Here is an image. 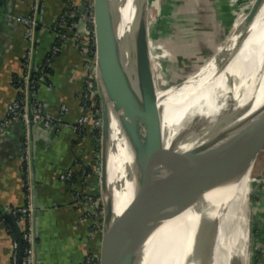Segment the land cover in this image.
Here are the masks:
<instances>
[{"label":"bare ground","instance_id":"6f19581e","mask_svg":"<svg viewBox=\"0 0 264 264\" xmlns=\"http://www.w3.org/2000/svg\"><path fill=\"white\" fill-rule=\"evenodd\" d=\"M133 1L106 0L111 12L107 20L113 35L108 47L109 59H112L121 36L125 42L129 41L134 12ZM263 3L264 0L261 1L256 14L254 8L244 24L240 37L232 36L235 44L232 47L228 46L230 44L227 41L230 54H238L235 60L228 58L222 63H216L212 58L194 82V86L189 90L187 83L179 94L173 91L172 95L166 96V89L170 85L167 75L170 65L168 56L166 57L165 53L157 54L155 44L151 43L149 38L153 21L150 15L158 10L157 7L148 9L145 25L137 36L135 45L133 48L130 46L126 48L127 75L118 80L133 96V102L127 118L114 80L111 90L115 97L117 153L111 158L109 169L112 178L114 159L116 182L121 176L128 180L129 200L127 201V188L123 191L120 187L118 193L121 202L126 203L125 206L132 202L124 218L129 219L131 223L124 224L123 220L122 225L126 229L121 228V225L120 228L125 256L133 264H198L186 251L192 237H198L199 243L213 264H248L247 219L242 218L241 223L230 230L227 227L229 218L235 212L234 209H242L248 200L250 171L238 179L228 181L227 186L221 185L211 190L195 180L194 188L201 189L200 196L190 202L186 211L162 223L156 215V210L149 203L152 196L149 183L154 181L159 184L157 170L151 158L152 149L147 150L148 166L147 170L143 171L140 166L141 157L144 158L143 150L138 148L133 152L136 154L134 160L132 155H127L123 142L132 117L142 107L150 84L154 87V94L161 98L165 112H170L176 102L184 101L187 104L176 119L165 120L161 135L164 150L172 148L177 150V154H173L170 159L171 175L175 181L169 209L171 212L178 211L177 196L183 192V185L187 184L184 181L191 176L184 178L180 176V171L182 173L180 163L185 157L197 158L202 162L211 157L212 163L216 166L212 167V164L205 163L194 176L198 179V176L209 175L210 181L217 184L227 179V172L234 160L240 156L250 160L257 156L258 141L264 135V94L261 88L252 92L248 90V85L242 87V80L264 73ZM189 91H192L190 97ZM124 164L126 167L123 171ZM219 177L222 179H217ZM135 205L139 207L137 220H133ZM136 225L140 230L138 236L134 235ZM136 246L139 247L135 251Z\"/></svg>","mask_w":264,"mask_h":264},{"label":"crops","instance_id":"0c3cea01","mask_svg":"<svg viewBox=\"0 0 264 264\" xmlns=\"http://www.w3.org/2000/svg\"><path fill=\"white\" fill-rule=\"evenodd\" d=\"M88 1L42 0L39 8V0H0L1 117L22 95L17 83L25 74L28 41L27 28L17 18H36L33 62L40 67L56 43L54 26L65 12L72 13L64 27L72 39L61 46L48 75L30 95V103H41L45 117L56 129L48 130L39 123L31 136L23 123L13 121L0 136V264H11L13 243L25 231L26 218L15 216L13 211L23 208L28 200L23 160L26 145L32 165L33 202L37 192L36 264H84L87 256L99 255L100 234L88 215V206L76 198L86 191L80 172L94 156L92 133L88 128L76 129L85 112L87 67L85 50L73 38L86 35ZM233 10L232 0H168L155 27V41L179 68H193L226 44L235 20ZM62 106L68 111L61 118ZM71 170L75 178L62 181L61 176ZM111 172L115 183L113 162ZM8 212L13 216L8 217ZM256 232L253 264H264V228Z\"/></svg>","mask_w":264,"mask_h":264},{"label":"water","instance_id":"95a60500","mask_svg":"<svg viewBox=\"0 0 264 264\" xmlns=\"http://www.w3.org/2000/svg\"><path fill=\"white\" fill-rule=\"evenodd\" d=\"M262 0H259L255 7V14L259 9V5ZM149 0H134V12L132 14V24H131V36L129 41L125 42L123 36L120 37L117 43L114 55L112 59H109V44L113 35L108 25L107 16L111 15L109 8L107 6L106 0H93L94 5V33L96 39V84L99 93V98L101 102V113H102V130H101V174H100V189L101 198L103 204V229L101 235V245H100V264H133L131 260L127 259L125 256V251L123 248V242L121 239V228H120V215L115 212V198L116 193L120 189L123 178H120L114 183L110 174V162L111 158L117 153V144L115 143L117 132V119L115 110V97L111 90V84L115 79H123L127 75L128 65H127V46L133 48L135 45V40L137 36L141 33L145 21L147 18ZM42 0H39V8H41ZM254 14V13H253ZM255 14L253 16H255ZM150 38V36H149ZM151 39V38H150ZM228 41V40H227ZM37 42L35 40L34 45V55L36 53ZM236 55H231L227 42L221 48V50L208 58L214 59L216 63H222L226 59L235 60ZM207 59V60H208ZM207 60L202 63V65L190 75V77L199 75L207 66ZM36 64L33 63L32 72L36 71ZM189 77V78H190ZM189 78L181 81L180 83L173 84L166 89V96L172 95L173 88L175 89L173 93L181 91L183 87L189 82ZM262 79L263 81L261 82ZM241 82V80H240ZM243 85H248V90L254 92L256 89L261 88L262 94H264V73L256 74L251 78H244L242 80ZM262 85V86H261ZM244 91L242 92V94ZM232 102V101H231ZM159 98L154 94V87L150 84L144 100L142 101L141 109L132 117V122L129 131L124 139L125 151L128 156L140 148L143 150L145 155H147L148 148L152 149V161L157 170V176L159 177V184L154 181L149 183L150 189L152 191V196L149 198V203L151 207L156 210V215L159 217L160 222L164 223L171 218L179 215L180 213L186 211L192 200L198 198L201 194V189L198 190L194 188L196 180L200 182L201 186H206L209 190L218 186L229 185L228 181L238 179L243 175H246L250 170L252 163L256 160L258 155L261 153L264 147V135L259 139L258 146L259 150L257 156L253 157L251 160L240 156L232 162L230 170L227 172V179L224 182L213 184L208 176H198V179L194 174L201 170V167L207 163L212 167L216 164L212 163L211 157L206 159L204 162L198 160L197 158L191 159L185 157L180 163L181 177H187L188 179L184 182L187 184L183 185L182 193L177 196V212H171V195L173 185L175 183L170 169V159L173 154H177L173 148L164 150L161 144V129L156 117L162 111L159 104ZM34 114L30 112V124L29 130L31 136L33 135V130L36 125L33 121ZM196 150H192L195 152ZM148 156V155H147ZM125 164L123 165V171L125 170ZM193 169V170H192ZM192 171V172H191ZM224 177V176H223ZM117 178V177H116ZM229 178V179H228ZM217 179H222L219 177ZM195 181V182H196ZM35 183V182H34ZM227 183V184H226ZM37 192L34 191V215H33V229H34V247H35V258L37 259V231H36V220L38 216V206L36 200ZM8 217H12L13 214L8 212L6 214ZM219 219L217 220V224ZM136 231L134 235H140V230L136 225ZM17 241L20 243L21 248H23L22 234L18 235ZM187 252L198 262V264H213L203 246L199 243L198 237H192V240L188 243ZM139 246H136L134 250L136 251ZM22 264V259L20 263Z\"/></svg>","mask_w":264,"mask_h":264},{"label":"built area","instance_id":"2783aa9c","mask_svg":"<svg viewBox=\"0 0 264 264\" xmlns=\"http://www.w3.org/2000/svg\"><path fill=\"white\" fill-rule=\"evenodd\" d=\"M235 0H232L234 6ZM87 20L85 22L86 35L74 36V41L79 44L86 54L87 73L85 76V88L83 94V102L85 112L77 123L76 129L84 131L87 128L92 133L94 143V156L91 164L83 166L80 172V179L86 191L77 194V201L85 203L88 206V215L93 218L95 222V230L102 235L103 229V204L100 189V174H101V130H102V113L101 102L96 84V39L94 33V5L93 0L88 1ZM72 16L71 12H65L54 26V31L57 34L56 43L52 46L45 61L40 67L36 68L35 73L33 69L34 45L36 36L37 21L35 16L18 17L17 21L22 23L26 28V39L28 41L27 53L24 58L25 74L20 80V87L22 89L21 97L10 104L7 108L6 115L0 116V136L3 135L8 126L13 122L23 123L29 130L30 112L34 114L33 121L36 124H43L48 130H55L56 125L53 121L45 117L44 106L41 103H30V95L33 94L38 86L39 80L48 75V71L52 65L54 58L60 53L61 46L71 40L67 31L64 29L67 20ZM152 43V42H151ZM36 75V76H34ZM68 111L66 106L60 109V116H64ZM99 133L97 135L96 133ZM25 167V182L27 190V204L19 209L13 211L15 216L21 214L28 222V229L22 235V244H28L26 248H21L18 241L13 243V253L11 257V264H19L22 259V264H36L35 247H34V229H33V181H32V165L30 160L29 147L26 145L25 155L23 157ZM75 178V173L71 170L61 176L62 181H72ZM84 264H100L99 255H90L84 261Z\"/></svg>","mask_w":264,"mask_h":264},{"label":"rangeland","instance_id":"374dc122","mask_svg":"<svg viewBox=\"0 0 264 264\" xmlns=\"http://www.w3.org/2000/svg\"><path fill=\"white\" fill-rule=\"evenodd\" d=\"M167 2H168V0H149L148 7L149 8L157 7V9L159 10V11L157 10L155 13H152L150 15V18L153 20L151 23L150 38H151V42H152V39H154L153 43L155 44L154 47L157 50V54L165 53V56L166 57L168 56V61H169L170 65H169V68L167 69V75H168V81H169V84H170L169 87H170L173 84L180 83L181 81L185 80L186 78H189L190 75H192L191 73L196 71L202 65L203 62H202V60H200L197 64H195L193 66V68L181 69V68H179V65H177V63L169 57V54L163 48H161L157 43H155L156 42L155 38H154L155 27L158 24L159 20L161 19L162 15L164 13V8H165ZM258 2H259V0H235L234 6H233L234 7L233 12H234V19H235L234 23L235 22L236 23L235 24L233 23V28H232L231 33H230L231 37L229 36V39H228L230 45H228V46L232 47L235 44L236 41H235V39L233 40V37L234 38L240 37V34L242 32V29L244 27L246 20L248 19V17L250 16L252 11L254 10L256 4H258ZM263 5H264V3H263ZM263 5H262V7H263ZM262 7H261V9H262ZM210 60H212V58L208 59L207 62H209ZM201 74H202V72L199 75H196V78L197 77L199 78ZM236 80H237V77L234 80L235 81L234 85L236 84ZM195 81H196L195 76L189 78V82H188L189 83V86H188L189 90L194 86ZM234 85H232V86H234ZM115 87H116L118 96H120V98H121L122 105H123L124 109H126L125 115L128 118V116L130 114L131 107H132L133 96L130 95V92L127 91V89L124 87V84H122L118 79H115ZM174 90L175 89L173 88V91ZM183 90L184 89H182L181 91H177L178 94L181 93ZM191 94H192V91H189L188 96L190 97ZM159 102H160L159 104L161 106L162 111H160V114H159V116L156 117V120L159 123L160 129H162L161 130V135H162L163 125H164L163 123H165V120H167L169 118L176 119V117H178L184 111V109L187 107V104L184 103V101H181L180 103L176 102V104H174V106L170 110V112H165L162 108L161 98H159ZM113 164H114V159H113ZM249 171H250L251 185H250V193H249L248 200L242 209H240V208L234 209L235 212L229 218L230 222L228 223L227 228H228V230H230L236 224L241 223L242 218L247 219V222H248L247 229L249 232V259H248V264H253L252 259H253V255H254V247L257 244V240L255 239V234L257 233L256 231L258 230L259 224L262 223L263 218H264V217L260 216L261 203H263V205H264V147H263L261 153L256 158V160L252 163V166H251ZM116 175H117V171L115 169V182H116ZM127 190H128V195H127V201H128L129 197H130L129 187H127ZM116 194H117V198H115V212H116V214L120 215V217H119L120 218V225L122 228L123 227L122 221L125 218V214H126L127 209L130 207V205H132V202L131 203L128 202V205L125 206L126 203L121 202L119 193L117 192ZM230 206H232V205L230 204ZM138 209H139V207L137 205H135V208H134L135 219H133V220H137L139 218ZM256 210H258V213H259L258 216L255 214ZM262 215H264V214H262ZM129 222H130L129 219L124 220V224H127V223L130 224L131 222L130 223ZM138 223H137V225H138ZM123 229L125 230L126 228L123 227Z\"/></svg>","mask_w":264,"mask_h":264},{"label":"trees","instance_id":"16d2710c","mask_svg":"<svg viewBox=\"0 0 264 264\" xmlns=\"http://www.w3.org/2000/svg\"><path fill=\"white\" fill-rule=\"evenodd\" d=\"M152 42H154V39H152ZM156 43V42H155ZM34 76H36V75H34ZM37 77V76H36ZM17 85L18 86H20V81H18V83H17ZM126 110V109H125ZM131 111V110H130ZM97 135H99V133L97 132L96 133ZM135 156H136V154H132V157L134 158V160H135ZM143 157L144 158H142L141 157V162H140V166H141V169L143 170V171H145V170H147V155H145V153H143ZM140 159V158H139ZM121 178H123V182H122V185H121V187H122V189H123V191L124 190H126V188L128 187V180L125 178V177H122L121 176ZM119 180H120V178H119ZM264 205H263V203H261V209H260V216L261 217H264V215H262V214H264V207H263ZM255 214L258 216V210H256V212H255ZM18 216V215H17ZM19 216H21L20 214H19ZM18 216V217H19ZM259 216V217H260ZM26 220V224H25V231H24V233L27 231V229H28V222H27V219H25ZM260 228H264V218H263V221H262V223L259 225V227H258V229H260ZM100 235L98 236V238L100 239ZM24 248H26L27 246H28V244H26V243H24ZM100 249H98L97 250V253H99L100 254ZM252 263H253V259H252Z\"/></svg>","mask_w":264,"mask_h":264}]
</instances>
